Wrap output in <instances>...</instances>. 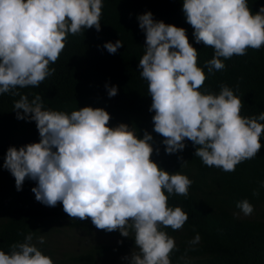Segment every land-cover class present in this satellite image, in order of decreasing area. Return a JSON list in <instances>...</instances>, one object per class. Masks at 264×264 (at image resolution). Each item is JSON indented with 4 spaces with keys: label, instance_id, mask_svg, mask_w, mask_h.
<instances>
[{
    "label": "clouds",
    "instance_id": "1",
    "mask_svg": "<svg viewBox=\"0 0 264 264\" xmlns=\"http://www.w3.org/2000/svg\"><path fill=\"white\" fill-rule=\"evenodd\" d=\"M102 8V0H0V94L20 97L14 102L16 118L35 121L40 135L38 143L10 147L3 167L18 191L26 179L35 181L32 192L41 204H62L70 218H90L99 230L123 237L134 233L139 251L124 257L129 264H172L176 241L165 229H182L189 216L170 207L168 199L187 196L193 181L153 162L152 135L145 132L141 139L126 124L109 127L111 116L102 108L46 110L40 95L29 101L16 91L39 87L55 73L50 64L58 61L69 34L93 27L99 32ZM182 11L195 42L214 49L204 65L208 74L225 69L223 61L233 56L264 47V7L254 14L248 0H183ZM137 19L146 36L140 76L147 81L154 131L164 138L166 152H180L190 140L204 165L225 172L254 159L264 147V112L242 115V100L227 85L218 94L201 91L207 75L186 29L156 21L151 12ZM103 47L115 54L123 43ZM106 88L110 98L118 94V87ZM236 207L242 218L254 211L247 199ZM33 236L30 232L7 253L0 250V264H54L37 247L43 236L37 243ZM200 239L197 234L190 243Z\"/></svg>",
    "mask_w": 264,
    "mask_h": 264
},
{
    "label": "trees",
    "instance_id": "2",
    "mask_svg": "<svg viewBox=\"0 0 264 264\" xmlns=\"http://www.w3.org/2000/svg\"><path fill=\"white\" fill-rule=\"evenodd\" d=\"M101 30L93 27L78 35L69 34L65 49L56 63L55 73L39 87L18 88L31 101L42 97L45 109L71 113L83 107L102 108L111 120L109 127L126 124L143 138L153 137L151 159L171 174L181 172L192 181L188 195H170L168 205L180 207L189 216L182 229H165L176 241L172 264H264V147L250 160L240 163L234 172L208 167L195 156L198 146L185 140L184 150L168 154L164 138L154 131V112L148 84L140 76L139 60L146 47V36L137 17L151 12L156 21L186 29L190 43L198 51V64L214 57V49L197 44L194 29L186 22L183 0H102ZM255 14L264 0H248ZM121 40L123 47L110 54L103 46ZM225 69L208 74L201 91L218 94L221 85L232 88L244 105L242 115L264 112V47L248 49L244 56L223 61ZM106 85L118 87L109 97ZM19 96L0 94V250L6 253L14 243L24 242L32 232L43 254L54 264H129L124 257L138 252L134 233L123 237L119 231L97 229L91 219L70 218L63 205L48 207L35 198L37 183L26 179L18 191L15 178L3 165L8 149L40 142L35 121L18 120L14 102ZM264 123V122H262ZM264 145V136L261 137ZM182 158V159H181ZM187 162L184 166L183 163ZM258 193V195H254ZM167 195V193H166ZM247 199L254 208L248 218L237 203ZM199 234L200 242L191 244ZM59 237L73 240L72 246L58 255L59 245L49 241ZM103 239V240H101Z\"/></svg>",
    "mask_w": 264,
    "mask_h": 264
},
{
    "label": "rangeland",
    "instance_id": "3",
    "mask_svg": "<svg viewBox=\"0 0 264 264\" xmlns=\"http://www.w3.org/2000/svg\"><path fill=\"white\" fill-rule=\"evenodd\" d=\"M54 241H52V240H50L49 242L50 243H56V244H58L59 245V250L57 249V253H58V255L61 253V251L62 250H64L65 248H69V247H71L72 246V244H73V242H75V241H73V240H69L67 237H59V238H55V239H53ZM101 240H103V239H101Z\"/></svg>",
    "mask_w": 264,
    "mask_h": 264
}]
</instances>
